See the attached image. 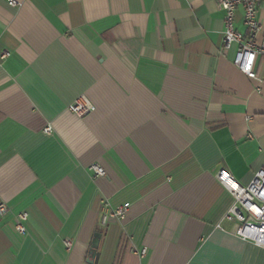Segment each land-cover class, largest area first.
Listing matches in <instances>:
<instances>
[{"label": "crops", "instance_id": "0c3cea01", "mask_svg": "<svg viewBox=\"0 0 264 264\" xmlns=\"http://www.w3.org/2000/svg\"><path fill=\"white\" fill-rule=\"evenodd\" d=\"M16 1L0 0V264H264L217 180L264 167V56L262 83L234 66L217 0ZM258 17L264 44V0ZM105 201L124 218L102 225Z\"/></svg>", "mask_w": 264, "mask_h": 264}, {"label": "built area", "instance_id": "2783aa9c", "mask_svg": "<svg viewBox=\"0 0 264 264\" xmlns=\"http://www.w3.org/2000/svg\"><path fill=\"white\" fill-rule=\"evenodd\" d=\"M262 0H217L218 6L224 13V37L223 50L236 47L234 66L248 78L262 83V79L255 71L257 59L264 56V44L258 41L262 33V24L258 17V10ZM7 4L16 8L19 3L16 0H7ZM241 8L243 10V22L247 34L240 33L236 28L235 14ZM9 52L4 51L1 59L9 57ZM70 111L79 117H85L95 110V106L85 97L78 98L71 106ZM46 133L51 129L47 128ZM94 177H104L105 169L99 164L90 166ZM217 180L233 197L234 204L224 216V221L237 224L235 236L245 242L264 249V167L256 172L252 181L247 186L239 184L227 171L221 170ZM128 206L113 208L107 201L102 204V225H107L109 219L121 220L124 218ZM10 210L5 202H0V218L9 214ZM29 215L20 212L14 216L16 231L25 236L27 234L26 222ZM222 229L221 225L218 226ZM68 248L71 243L66 242ZM146 254L142 250L141 256Z\"/></svg>", "mask_w": 264, "mask_h": 264}]
</instances>
